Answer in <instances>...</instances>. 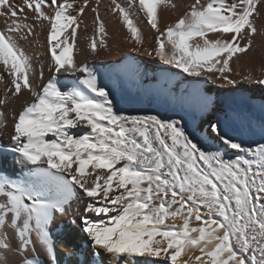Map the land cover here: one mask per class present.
I'll return each mask as SVG.
<instances>
[{
  "label": "snow or ice",
  "instance_id": "6c2138e0",
  "mask_svg": "<svg viewBox=\"0 0 264 264\" xmlns=\"http://www.w3.org/2000/svg\"><path fill=\"white\" fill-rule=\"evenodd\" d=\"M96 3L93 53L107 46ZM137 3L158 33L157 56L189 76L214 73L236 83L226 73L234 57L251 49L264 0H195L163 31L158 10L171 0H130ZM112 4L142 46L129 11L117 0ZM88 6L89 0H0V83L10 84L0 105L9 93L31 97L14 114L7 153L25 178L0 171V264L17 256L21 264H43L41 253L47 264H60L50 230L58 216L73 225L79 217L88 264H264V144L245 147L211 123L210 138L224 150H205L181 121L118 113L98 73L74 58L78 17ZM43 22L52 75L41 85L43 68L37 73L20 42ZM69 28L71 41L64 35ZM209 33L232 36L210 40ZM197 37L203 46L191 43ZM255 83L264 86V79ZM6 126L0 110V128ZM229 150L234 159L227 158Z\"/></svg>",
  "mask_w": 264,
  "mask_h": 264
},
{
  "label": "bare ground",
  "instance_id": "6f19581e",
  "mask_svg": "<svg viewBox=\"0 0 264 264\" xmlns=\"http://www.w3.org/2000/svg\"><path fill=\"white\" fill-rule=\"evenodd\" d=\"M117 2L123 6L130 3V0ZM194 2L195 0H171L168 6L161 5L158 10L160 30L163 31L177 18L172 4L179 12L178 16H183ZM93 7H97L96 0H89V6L85 8L84 14L78 17L81 24L77 29L74 58L78 65L88 64L98 73L100 83L110 90L114 108L118 113L157 115L164 120L181 121L185 132L205 150L218 148L224 150L216 140L210 138L211 123L220 124L223 132L242 142L245 147L264 144V86L255 83L257 79H264V37L262 39L260 36L261 42H256L246 55L240 57L237 55L239 58L230 62L232 71L226 75L236 83L229 84L223 79H218V74L214 73L200 77L189 76L174 64H169L157 56L152 41L156 39L158 33L147 23L146 14L139 8L138 3L129 4V9L125 8L130 10L132 19L143 34V45H137L131 40L130 33L122 24L119 14L111 12L110 9L114 7L112 0H100L99 11L106 28L107 46L105 48L98 46L93 53L88 47L96 35L95 14L91 10ZM45 11L52 14L51 8H45ZM257 22L260 25L264 24V14L259 15ZM28 23L33 21L29 19ZM2 24L3 21L0 20V26ZM48 31L47 22H43L35 26L34 35L28 37L27 41L20 42L23 50L33 58L37 73L43 68V80L37 79V83L41 85L52 75L48 70L51 63L47 44ZM70 34L69 28L64 34L68 36L69 41ZM211 36L213 40H223V36L218 38L214 34ZM226 38L228 39V36ZM166 50L171 53V46L167 45ZM245 75H251L253 80H243ZM9 86L7 79L0 83V99L5 98L4 93ZM30 100L31 97L26 92L18 98L8 94L7 104L0 105V110L5 113L7 121V126L0 128V141L7 139V144L12 146L10 137L15 122L14 114L18 115L24 104ZM225 116L229 119L226 120ZM227 158H235L231 150ZM13 160L14 157L4 156L0 167L16 175L23 169L22 166L14 164ZM75 207L74 201L73 209ZM70 219L58 216L51 225L55 231L56 247H59L58 258L64 264H88L90 248L80 230L79 217L75 218L74 225L70 223ZM40 259L43 264H47V258L43 253L40 254ZM21 260L22 258L18 256L10 257L12 264H21Z\"/></svg>",
  "mask_w": 264,
  "mask_h": 264
},
{
  "label": "rangeland",
  "instance_id": "374dc122",
  "mask_svg": "<svg viewBox=\"0 0 264 264\" xmlns=\"http://www.w3.org/2000/svg\"><path fill=\"white\" fill-rule=\"evenodd\" d=\"M126 1L128 2V0H126ZM230 2H231V0H229V3H230ZM129 4H130V3H128V4L126 3V4H124L123 6L127 8V7L129 6ZM125 5H126V6H125ZM172 8H173V11L175 12L174 15L177 17V18H175L176 21L173 20V21L171 22V25H174V24L177 22V20L180 19V17H183L185 14H184L183 16H182V15L178 16V15H179V14H178L179 12L176 11L175 7H172ZM128 9H129V7H128ZM189 10H190V9H187L186 12L189 11ZM262 10H263V12H262ZM129 12H130V10H129ZM260 14H264V8L261 9ZM258 17H259V16H257V17L255 18L256 20L254 21V22H256V23H255V26L257 25V33H256L254 36L251 37V39L253 40V43H252V47H251V49L254 47V45H255L256 42H258V41L261 42V40H262L263 37H264V35H262V34H264V24H262L263 26L260 25V24H258V22H257V21H258ZM136 22H137V21H136ZM138 25L140 26L139 22H138ZM259 25H260V26H259ZM140 27H141V26H140ZM150 27H151V26H150ZM258 27H259V28H258ZM262 27H263V28H262ZM260 28H261V29H260ZM259 29H260V31H259ZM259 32H260V33H259ZM261 32H262V33H261ZM213 34H214V36H215L216 38H218V37H222V36H223V40H230V39H231V36H232L231 33H229L228 35H227V34H226V35H225V34L222 35V34H218V33H213ZM213 34H212V33H209V34H208V36H209L208 39L210 38V40H213V38H212V36H211V35H213ZM215 34H216V35H215ZM230 34H231V35H230ZM227 36H228V39L226 38ZM260 36H261L262 39L260 38ZM256 37H257V38H256ZM211 38H212V39H211ZM259 38H260V39H259ZM196 39H197V41L195 40L194 42L192 41L191 43H192L193 45H195V43L197 42V43H199L201 46H203V41H202V40H199V38H196ZM198 41H200V42H198ZM201 41H202V42H201ZM245 42H246V40H243V42L241 41V44H242V43H245ZM152 45L154 46V48H156V46H157V45H156V39L152 41ZM166 48H167V46H166ZM247 53H248V52H247ZM247 53L238 54V56H239V57H240V55H241V56H244V55H246ZM238 56H237V57H234L233 60H232L231 62H233L234 60L238 59V58H239ZM225 119L227 120V119H229V117L225 116ZM3 141L6 142V143H8V140H7V139H6V140H3Z\"/></svg>",
  "mask_w": 264,
  "mask_h": 264
}]
</instances>
